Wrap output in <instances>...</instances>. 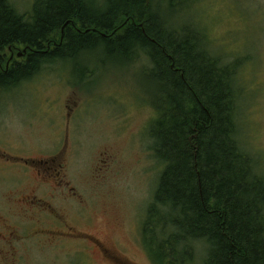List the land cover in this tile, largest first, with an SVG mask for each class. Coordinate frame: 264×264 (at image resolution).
Wrapping results in <instances>:
<instances>
[{"label": "rangeland", "instance_id": "rangeland-1", "mask_svg": "<svg viewBox=\"0 0 264 264\" xmlns=\"http://www.w3.org/2000/svg\"><path fill=\"white\" fill-rule=\"evenodd\" d=\"M11 1L24 14L34 2ZM153 1L168 20L204 28L225 62L238 60V140L264 175V0H193L175 14ZM149 68L145 55L122 64L97 51L0 95V264H155L141 235L163 171L149 136L160 100Z\"/></svg>", "mask_w": 264, "mask_h": 264}, {"label": "trees", "instance_id": "trees-1", "mask_svg": "<svg viewBox=\"0 0 264 264\" xmlns=\"http://www.w3.org/2000/svg\"><path fill=\"white\" fill-rule=\"evenodd\" d=\"M164 3L175 14L193 0ZM164 13L153 0H34L28 14L0 0V95L55 62L145 55L160 96L149 136L163 165L141 230L146 249L155 264H193L197 244L201 264H264V175L238 140V60L213 53L201 26Z\"/></svg>", "mask_w": 264, "mask_h": 264}, {"label": "flooded vegetation", "instance_id": "flooded-vegetation-1", "mask_svg": "<svg viewBox=\"0 0 264 264\" xmlns=\"http://www.w3.org/2000/svg\"><path fill=\"white\" fill-rule=\"evenodd\" d=\"M40 161H41V163H46V162H44V159H40ZM40 161H37V162H40ZM49 169H50V167L45 168V170H49ZM48 176H50V175H48ZM96 243L100 247V249L103 251L104 249L101 247L100 243L98 241Z\"/></svg>", "mask_w": 264, "mask_h": 264}, {"label": "water", "instance_id": "water-1", "mask_svg": "<svg viewBox=\"0 0 264 264\" xmlns=\"http://www.w3.org/2000/svg\"><path fill=\"white\" fill-rule=\"evenodd\" d=\"M26 50H24V52H25ZM22 54V53H21Z\"/></svg>", "mask_w": 264, "mask_h": 264}]
</instances>
